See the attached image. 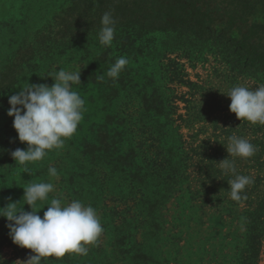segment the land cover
<instances>
[{
    "label": "trees",
    "instance_id": "obj_1",
    "mask_svg": "<svg viewBox=\"0 0 264 264\" xmlns=\"http://www.w3.org/2000/svg\"><path fill=\"white\" fill-rule=\"evenodd\" d=\"M250 1L254 0H89L94 7L84 14L86 25L66 36L101 29L102 15L111 11L115 30L134 31L141 37L168 31L189 35L218 51L230 70L264 83V24L248 21L250 11H238ZM155 91L148 97L157 108L121 117L118 108L123 101L106 98L108 110L102 119L95 117L100 125L89 124L95 138L82 139V154L72 150V136L59 152L61 159H68L67 166L42 159L29 170L37 178L34 183L48 182V169L55 167L61 177L58 196L93 206L104 229L97 243L86 246L87 255L45 257L41 264L259 263L264 237V160H252L258 162L257 174L247 176L254 183L242 192L245 198L232 200L227 187L231 178L215 167L205 143L184 141L169 97ZM197 103L193 109L200 108ZM115 137L117 142H113ZM260 140L254 135L249 141L256 145ZM102 146L110 153L97 159L84 157ZM0 177V207L10 198L18 202V208L31 211L24 204V189L5 187L7 179ZM53 197L49 194L48 200L37 202L35 208L43 207L38 215L43 217ZM228 202L242 205L231 239L223 232L227 226L220 224L228 214L221 209L233 210ZM214 220L221 225L218 236L212 230ZM7 223L0 217V246L21 250L12 243Z\"/></svg>",
    "mask_w": 264,
    "mask_h": 264
},
{
    "label": "rangeland",
    "instance_id": "obj_2",
    "mask_svg": "<svg viewBox=\"0 0 264 264\" xmlns=\"http://www.w3.org/2000/svg\"><path fill=\"white\" fill-rule=\"evenodd\" d=\"M88 1L0 0V174L7 179L4 186H17L22 191L37 181L34 173L29 170L38 162L27 164L26 173L22 172L24 166L15 163L10 155L15 149L26 150L28 146L26 142L18 140L12 127L13 117L7 115L10 107L8 98L17 94L27 83L51 86L55 73L61 69H80L81 84L73 85V89L85 100L86 111L72 135L75 136L71 144L74 153L80 152L83 147L82 139L95 138L91 134L89 124L94 121L97 122L94 126L100 125V120L96 121L95 117L102 119L108 110L106 104L109 103L106 98L117 103L123 101L118 108L121 117L157 108L154 101L148 97L153 91L156 92L157 88L158 92L169 97L171 105L175 108L173 119L175 124L180 126L179 131L184 141L193 145L205 143L210 149L209 155L215 159V167H219L217 162L229 158L235 160L238 174L256 175L258 162L252 160L258 157L261 161L264 160V127L237 119L235 114L229 111L231 101L225 94L234 86H245L254 90L264 83L230 70L218 51L189 35L168 31L141 37L134 31L118 29L115 30L111 46H104L99 42L100 29L77 36H66L76 28L80 29L86 25L84 14L94 7V4ZM238 11L241 14L250 11L248 21L264 24V0L250 1L248 6L240 5ZM121 56L126 57L129 63L118 79L109 78L107 71ZM101 76L104 77L103 80L100 79ZM144 96L148 97L147 102ZM194 102L200 108L193 109L196 105ZM178 114L182 115L181 119L187 121L177 118ZM187 114L192 115V118H187ZM232 135L248 140L255 135L256 140L263 139L255 145L258 151L254 156L239 158L229 156L226 150L228 138ZM113 142H117V137ZM111 147L109 146L110 149ZM104 149L103 146L100 149H92L84 157L97 159L110 153ZM61 150L47 151L43 160L49 159L48 164L55 160L59 165L67 166L68 159H61L59 155ZM241 160L243 161L240 163ZM226 175L234 178L231 174ZM22 176L24 185L20 184ZM60 178L58 173V178H52L48 174L46 179L55 185V192L50 193L53 196L59 194L57 181ZM1 180L0 177V188ZM250 186L252 184L248 185ZM228 190L230 191V188ZM261 190L264 191V188ZM229 204L236 212L232 210L229 213L220 208L223 213H228L220 224L227 226L223 232H227L228 239H231L234 237L232 230L238 223L236 218L241 213L242 205ZM220 224L214 220L212 230L215 236L219 235ZM231 225L232 228L228 227ZM262 240L258 264L264 262V237ZM31 254L30 249L18 250L8 244L0 246V257L4 258V264L26 260Z\"/></svg>",
    "mask_w": 264,
    "mask_h": 264
},
{
    "label": "clouds",
    "instance_id": "obj_3",
    "mask_svg": "<svg viewBox=\"0 0 264 264\" xmlns=\"http://www.w3.org/2000/svg\"><path fill=\"white\" fill-rule=\"evenodd\" d=\"M101 25L99 42L111 46L116 25L111 11L102 15ZM128 63L126 57H118L107 76L118 79ZM53 81L51 86L27 83L8 98L10 107L7 115L13 117L12 127L18 140L28 146L26 150L17 148L10 153L15 163L24 166L22 172L28 173L27 164L41 161L47 151L62 149L65 140L76 132L86 111L85 100L73 89V85L81 84L80 69H61L55 73ZM225 95L231 101L229 111L237 119L264 125V85L254 90L234 86ZM228 141L226 150L229 156L250 158L258 151L257 146L246 138L232 135ZM217 163L225 174L234 177L228 181L230 198L234 201L245 198L241 194L246 186L254 183V179L238 174L235 160L226 158ZM48 174L58 178L55 167H49ZM23 189L24 204L31 211L18 208V202H11L10 198L4 207H0V217L8 221L6 227L12 243L30 249L32 253L26 260H16L15 264H41L42 258H60L67 253L87 255L86 246L97 243L104 231L97 210L80 200L65 202L61 196H55L41 217L37 212L43 207L36 210L35 206L38 201L48 200L49 194L55 192L54 183H32ZM0 264H4L3 257H0Z\"/></svg>",
    "mask_w": 264,
    "mask_h": 264
}]
</instances>
